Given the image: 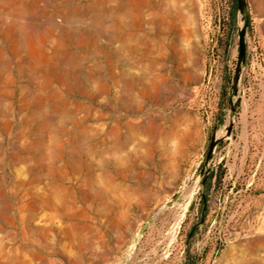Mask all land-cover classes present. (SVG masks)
Segmentation results:
<instances>
[{
    "label": "rangeland",
    "instance_id": "rangeland-1",
    "mask_svg": "<svg viewBox=\"0 0 264 264\" xmlns=\"http://www.w3.org/2000/svg\"><path fill=\"white\" fill-rule=\"evenodd\" d=\"M233 2L0 0V264H264V0Z\"/></svg>",
    "mask_w": 264,
    "mask_h": 264
},
{
    "label": "water",
    "instance_id": "water-1",
    "mask_svg": "<svg viewBox=\"0 0 264 264\" xmlns=\"http://www.w3.org/2000/svg\"><path fill=\"white\" fill-rule=\"evenodd\" d=\"M238 4L241 10H243V0H238ZM245 56V45H244V29L240 31V51H239V60H238V65L235 71V76H234V92H237V83L239 80V72H240V65L241 62H243ZM213 144L211 145L212 148Z\"/></svg>",
    "mask_w": 264,
    "mask_h": 264
},
{
    "label": "trees",
    "instance_id": "trees-1",
    "mask_svg": "<svg viewBox=\"0 0 264 264\" xmlns=\"http://www.w3.org/2000/svg\"><path fill=\"white\" fill-rule=\"evenodd\" d=\"M237 10H238V5H237L236 0H234L232 10H231V18L233 21H235V19H236ZM211 177H212V175H210L209 179H211Z\"/></svg>",
    "mask_w": 264,
    "mask_h": 264
},
{
    "label": "bare ground",
    "instance_id": "bare-ground-1",
    "mask_svg": "<svg viewBox=\"0 0 264 264\" xmlns=\"http://www.w3.org/2000/svg\"><path fill=\"white\" fill-rule=\"evenodd\" d=\"M163 3V2H162ZM160 4V3H159ZM160 9H162V6H161V8ZM162 31L160 30V33H161ZM180 155H181V157H183V156H185V151H181V153H180ZM175 157V156H174ZM180 157V156H179ZM178 157V158H179ZM177 158V157H176ZM175 158V159H176ZM184 159V158H183ZM183 159H182V161H183ZM180 160V159H179ZM177 161V160H176ZM175 162V161H174ZM181 162V161H180ZM177 163H178V161H177ZM175 165H176V163H175ZM179 165V164H178ZM181 166V165H180ZM178 167V166H177ZM197 187H199V185H197ZM191 194V193H190ZM133 246V245H132Z\"/></svg>",
    "mask_w": 264,
    "mask_h": 264
}]
</instances>
